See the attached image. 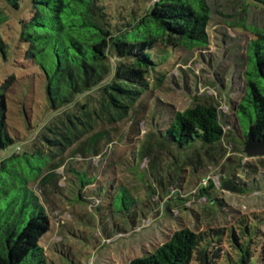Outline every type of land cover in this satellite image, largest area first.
<instances>
[{"label":"trees","instance_id":"obj_1","mask_svg":"<svg viewBox=\"0 0 264 264\" xmlns=\"http://www.w3.org/2000/svg\"><path fill=\"white\" fill-rule=\"evenodd\" d=\"M243 3L264 9V0ZM210 20L205 0H0V153L15 146L0 155V264H51L41 245L52 230L49 206L55 203L44 187L62 192L55 179L62 177L55 172L61 166L69 174V200L88 204L102 221L105 209L112 215L137 213L138 199L125 185L93 186L97 176L88 161L113 140L109 129L137 111L154 82L162 83V72L152 77L159 65L183 49L208 46ZM247 29L253 37L247 43L244 92L230 105L233 121H225L212 102H200L141 132L137 152L161 188L166 187L161 153L173 150L164 141L156 145L158 132L168 146L192 145L185 164L194 165L193 172L219 156L234 161L222 148L226 123L244 144L251 128L264 139V28ZM19 63L31 71L21 76L20 98L30 97L29 109L23 106L27 126L35 107L33 91L40 89L44 97L30 145L11 134L8 125L9 90L20 79L12 70ZM78 156L81 166L73 164ZM234 179L229 181L242 191L244 184ZM213 187L212 179L201 178L200 195H211ZM121 188L127 191L122 196ZM263 221L254 216L251 224L241 222L239 231L181 228L154 251L121 264H264L257 255Z\"/></svg>","mask_w":264,"mask_h":264},{"label":"rangeland","instance_id":"obj_2","mask_svg":"<svg viewBox=\"0 0 264 264\" xmlns=\"http://www.w3.org/2000/svg\"><path fill=\"white\" fill-rule=\"evenodd\" d=\"M205 1L211 11L208 46L189 51L183 49L159 65L152 77L160 76L158 72H162V83L154 82L130 118L118 123L117 128L107 127L113 140L110 144H102L101 156L88 161L93 166L91 172L97 176L93 186H106L110 182L125 185L128 193L138 199L137 213H131V217L124 213L112 215L105 209L103 212L108 216L102 221L88 204L69 200V174L65 167H59L55 172L62 177L55 179L63 188L62 192L55 193V189H50L51 185L44 187L49 199L55 203V207L49 206L52 230L42 239L41 245L51 264L126 263L154 251L181 228L196 232L216 228L239 231L241 222L247 220L251 224L254 216L264 220V155L249 156L244 140L230 130L227 123L228 134L222 148L226 149L225 156L234 161L219 156V160L210 161L204 168L199 166L195 172L194 165L185 164L192 145L186 146L185 150L168 146L166 138L158 132L156 145L164 141L167 149L173 150L172 155L161 153L165 189L154 182L148 161L141 159L137 152L141 132L154 128L153 121L158 124L169 122L174 112L200 102H212L220 108L225 121H233L230 105L244 92L247 43L253 37L247 28H264V9L246 5L243 0ZM24 63L12 70L20 79L9 90L8 125L17 139L28 140L24 144L27 149L36 134L33 132V126L37 124L34 120H41L44 97L40 89L33 91L31 97L35 107L30 109L31 126H27L23 106L29 109L30 97L27 100L24 97L25 101L20 98L23 93L21 76L25 77L31 71ZM14 147L2 150L0 155ZM78 157L73 164L81 166L83 160ZM203 177L213 180L211 195H200L199 182ZM231 179L244 184L242 191L224 188ZM35 190L40 194L39 187ZM126 192L121 188L119 195ZM117 204L119 207L120 200ZM260 226L264 230V221ZM227 238L225 231L224 239ZM258 241L257 255L264 259V233H259ZM230 245L229 241L224 242L227 250H232Z\"/></svg>","mask_w":264,"mask_h":264},{"label":"water","instance_id":"obj_3","mask_svg":"<svg viewBox=\"0 0 264 264\" xmlns=\"http://www.w3.org/2000/svg\"><path fill=\"white\" fill-rule=\"evenodd\" d=\"M245 151L249 156L264 155V139H257L253 133V128L250 129L247 136ZM224 188L240 191V187L231 181L225 183Z\"/></svg>","mask_w":264,"mask_h":264},{"label":"built area","instance_id":"obj_4","mask_svg":"<svg viewBox=\"0 0 264 264\" xmlns=\"http://www.w3.org/2000/svg\"><path fill=\"white\" fill-rule=\"evenodd\" d=\"M203 183H206V181H204Z\"/></svg>","mask_w":264,"mask_h":264}]
</instances>
